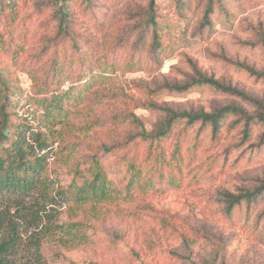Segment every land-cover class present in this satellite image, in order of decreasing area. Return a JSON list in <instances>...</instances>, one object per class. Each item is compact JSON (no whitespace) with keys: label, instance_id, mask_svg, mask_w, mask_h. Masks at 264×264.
<instances>
[{"label":"rangeland","instance_id":"rangeland-1","mask_svg":"<svg viewBox=\"0 0 264 264\" xmlns=\"http://www.w3.org/2000/svg\"><path fill=\"white\" fill-rule=\"evenodd\" d=\"M208 1L155 0L160 29L178 39L170 46L172 39L164 36L156 54L150 38L145 40L150 0H0V69L18 87L15 111L23 116L38 110V121L40 101L62 96L56 131L48 136L57 154L47 160V178L56 187L66 189L95 156L114 187L125 190L122 157L146 166L145 146L135 137L159 128L166 109L211 112L236 105L257 113L210 86L168 89L196 79L198 70L264 103V79L239 68L264 73V0H212L205 22ZM60 4L67 35L58 28ZM111 67L113 73L102 75ZM236 120L229 117L216 140L199 125L175 126L163 146L169 154L178 142L181 173L174 184L156 181V191L134 189L128 197L95 204L69 196L60 207L35 193L22 203L1 205L0 239L17 236L15 263L33 264L30 234L47 224L46 215H55L64 229L42 241L46 264H264V199L250 213L242 205L231 216L220 203L224 192L251 191L264 180L263 126H252L245 142L242 125L231 126ZM120 144L104 153L103 146Z\"/></svg>","mask_w":264,"mask_h":264},{"label":"trees","instance_id":"trees-1","mask_svg":"<svg viewBox=\"0 0 264 264\" xmlns=\"http://www.w3.org/2000/svg\"><path fill=\"white\" fill-rule=\"evenodd\" d=\"M154 5L155 0H150V15L146 23L145 40L148 36L150 38L149 47L152 48L154 53L159 54L163 49L161 39L164 36L172 39L170 46L175 44L178 39L167 32H162L156 22L157 17L154 12ZM58 11L59 16L58 14L56 15L60 19L58 28L67 35V23L69 22L66 20L67 14L64 4L59 5ZM212 12V0H209L203 14L205 22H208ZM72 41L73 47L80 48L79 41ZM260 46L264 48V38H262ZM83 54L81 55L83 56ZM17 55L18 52L15 51L13 54L14 62ZM239 68L251 77L264 79L263 72L256 71L244 64H240ZM114 71L113 68L104 70L102 75H105V73L111 74ZM193 71L196 79H192L181 86H171L168 89L185 92L197 86H210L219 92L238 97L256 108L257 113L250 115L246 110L236 105H226L211 112L166 109L167 118L159 128L151 132H146L142 129L135 137L145 146L146 156L144 163L146 166L141 163H134L133 156L122 157L126 165V176L122 179L125 180L126 184L125 190H117L113 181L108 179L101 162L95 156L87 162L85 170H76L72 181L66 189H62L60 186L56 187L57 182L47 178L49 166L47 160L50 155H55L56 152L53 142H50L48 136L56 131L54 130V125L58 113L62 110L60 104L62 96L55 95L49 104H44V101H40L42 113L38 121H36V112L38 110H27L25 115L19 116L15 111L19 103L16 102L18 87L15 81L9 77V72L5 74L0 69V206L7 203H22L25 199L32 198L35 193H42L44 198H47L53 205L58 207L67 203L70 197L78 203L112 202L123 194L127 197L130 196L131 191L134 189H139L142 192L156 191L157 188H155L154 183L158 180L166 179L171 184H174L176 177H179L181 173L183 164L180 145L178 142L172 144L173 148L169 154H166L163 145L170 136L172 138L173 129L177 125H183L185 128L195 125H199L201 129L207 128L210 130L211 138L216 140L224 122L229 117H236V122L231 126L234 127L237 123L242 125L241 135L242 140L245 142L251 137L252 126L257 124L263 126L259 142L260 145H263L264 103L236 87L225 86L212 77L202 75L198 70ZM93 80L94 78L90 77L86 81L85 87H90ZM34 82L37 84L35 79ZM70 91L73 92L74 87L71 86L68 92ZM42 128L46 129L45 132L41 131ZM103 147L104 153L108 154L114 152L117 147H122V144ZM68 156H71V154L69 153ZM164 172L167 173L166 176ZM85 173L86 175H84ZM222 197L223 199L220 203L224 205L226 216H231L235 208L242 205L250 213V210L256 208L264 199V180L251 191L247 190L238 194L224 192ZM16 210L20 211V208H16ZM2 213L4 212L0 213V217ZM46 219L47 224L39 231L31 233L29 237L28 251H32L33 264H46L40 254L42 241L56 235L58 232L61 233L64 229L62 225L56 223L55 215H46ZM1 223L0 219V226ZM66 228H73V226L70 225ZM65 233L66 235L69 234L70 230H66ZM17 239L18 237L15 235H11L7 239H0V264H16L14 258L18 249Z\"/></svg>","mask_w":264,"mask_h":264}]
</instances>
